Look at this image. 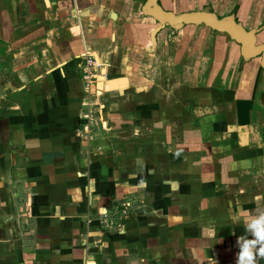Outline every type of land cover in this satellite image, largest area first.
I'll return each instance as SVG.
<instances>
[{
    "label": "crops",
    "instance_id": "obj_1",
    "mask_svg": "<svg viewBox=\"0 0 264 264\" xmlns=\"http://www.w3.org/2000/svg\"><path fill=\"white\" fill-rule=\"evenodd\" d=\"M262 212L264 0H0V264H237Z\"/></svg>",
    "mask_w": 264,
    "mask_h": 264
},
{
    "label": "clouds",
    "instance_id": "obj_2",
    "mask_svg": "<svg viewBox=\"0 0 264 264\" xmlns=\"http://www.w3.org/2000/svg\"><path fill=\"white\" fill-rule=\"evenodd\" d=\"M246 231L252 235L253 239H245L243 242L238 240L241 250L237 264H254L253 250L258 244L261 245L260 251L264 252V212L246 224ZM204 235H207V229H205Z\"/></svg>",
    "mask_w": 264,
    "mask_h": 264
},
{
    "label": "built area",
    "instance_id": "obj_3",
    "mask_svg": "<svg viewBox=\"0 0 264 264\" xmlns=\"http://www.w3.org/2000/svg\"><path fill=\"white\" fill-rule=\"evenodd\" d=\"M83 80L86 84L87 90L91 91L99 78V67L97 66V62L92 57H86L85 64L83 66ZM90 118V117H89ZM132 202H125L122 204V213L125 214L127 210L133 208L135 205V201ZM99 221L106 223L107 221L110 222V224L114 223V216L113 214L109 213L108 211L104 212L100 215ZM111 226V225H110Z\"/></svg>",
    "mask_w": 264,
    "mask_h": 264
},
{
    "label": "water",
    "instance_id": "obj_4",
    "mask_svg": "<svg viewBox=\"0 0 264 264\" xmlns=\"http://www.w3.org/2000/svg\"><path fill=\"white\" fill-rule=\"evenodd\" d=\"M181 21H183V22H198L199 19L198 18H189V17L183 16V17H181ZM218 28H220V29L226 28L231 33V35L239 41H251L250 44H252L254 42L253 35H244L243 33L236 31L234 24L231 20H225V21L221 22V24L218 25ZM256 52L254 51V52L248 53L247 56H252Z\"/></svg>",
    "mask_w": 264,
    "mask_h": 264
}]
</instances>
